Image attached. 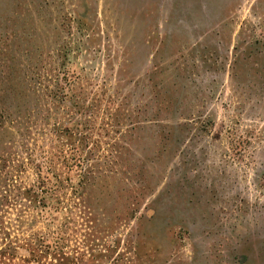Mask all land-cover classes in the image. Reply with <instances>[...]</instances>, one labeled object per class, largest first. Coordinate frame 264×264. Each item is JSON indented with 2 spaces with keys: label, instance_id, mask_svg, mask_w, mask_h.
I'll list each match as a JSON object with an SVG mask.
<instances>
[{
  "label": "rangeland",
  "instance_id": "1",
  "mask_svg": "<svg viewBox=\"0 0 264 264\" xmlns=\"http://www.w3.org/2000/svg\"><path fill=\"white\" fill-rule=\"evenodd\" d=\"M0 227L9 264H264V0H0Z\"/></svg>",
  "mask_w": 264,
  "mask_h": 264
},
{
  "label": "trees",
  "instance_id": "2",
  "mask_svg": "<svg viewBox=\"0 0 264 264\" xmlns=\"http://www.w3.org/2000/svg\"><path fill=\"white\" fill-rule=\"evenodd\" d=\"M48 212L52 213V210L47 211V213ZM2 232L3 231L1 230V227H0V236L5 234ZM3 240L4 239H1V237H0V241H3ZM10 250H11L10 245L9 246L7 245L5 248L2 249V246L0 244V264H9L10 259H11ZM31 252H32V261L40 263L41 262V251L39 250V248H32ZM32 261H30V262H32Z\"/></svg>",
  "mask_w": 264,
  "mask_h": 264
}]
</instances>
